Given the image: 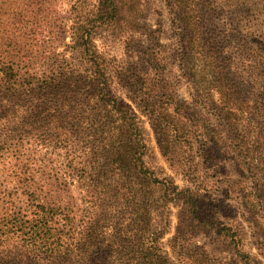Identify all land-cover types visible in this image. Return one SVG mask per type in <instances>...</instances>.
I'll return each mask as SVG.
<instances>
[{
	"label": "trees",
	"instance_id": "trees-1",
	"mask_svg": "<svg viewBox=\"0 0 264 264\" xmlns=\"http://www.w3.org/2000/svg\"><path fill=\"white\" fill-rule=\"evenodd\" d=\"M87 1L82 8L84 14L82 10L78 12L73 25L70 59H63L43 75L29 72L22 81L11 66L0 74V132L20 144L24 142L23 134L31 135L36 143L54 146L61 153L62 168L77 180L81 197L77 211L58 214L69 230L74 228L76 219L82 222V228L72 235H78L76 241H64L65 237L53 232L56 228L49 224L54 212L39 203L38 213L32 218L21 211L11 213L10 224L6 225L18 243L13 242L3 251L51 256L60 264L74 254L82 260L94 257L99 264H175L163 238L172 228L173 208L179 206L177 232L182 239L184 232L207 231L227 241L233 253H240L235 252L242 237L239 224H217L215 199L200 178L204 165L212 166L216 160L213 152L219 131L209 124V118L196 121L195 126L186 120L190 117V101L180 98L169 78L157 77L155 73L162 62L152 50H145L143 64H137V84L127 71H116L135 106L117 93L112 62L94 43L96 24L88 22L87 17H93L92 12L94 18L111 21L118 15L122 0H93L86 5ZM170 1L184 26L187 50L180 58L190 54L200 59L201 52L205 64L213 65L207 74L212 89L206 90L209 97L205 104L216 109L236 136H250L243 144V157L236 158V164L243 174L252 177L251 187L264 197V151H258L256 146V136H264V98L258 100L245 85L229 78L231 70L225 71L230 64L228 53L220 59L221 54L215 57L208 51L201 0ZM137 8L142 14L141 0H137ZM139 14L137 25L141 21ZM148 29L143 26L141 31L151 38L158 37L157 30ZM175 66L171 61L170 67ZM147 122L171 169L183 175V184L176 183L172 175L151 161L153 146ZM194 131L202 135L203 153L200 160L194 156L185 160V151L192 152L194 144L184 137L192 136ZM22 194L26 200L31 199L32 205L40 200L30 186ZM254 198L249 196L247 203L251 204ZM56 234L58 238L52 240ZM180 246L182 251L185 246ZM241 253L250 260L239 256V261L261 264L257 256ZM0 258H4L3 252ZM190 260L194 264H216L205 253Z\"/></svg>",
	"mask_w": 264,
	"mask_h": 264
},
{
	"label": "rangeland",
	"instance_id": "rangeland-1",
	"mask_svg": "<svg viewBox=\"0 0 264 264\" xmlns=\"http://www.w3.org/2000/svg\"><path fill=\"white\" fill-rule=\"evenodd\" d=\"M92 2L93 0H88L86 5ZM201 2L208 51L215 57L221 54L220 59L228 53L231 56L228 62L230 64L225 71L227 68L231 70L229 78L236 84L245 85L252 96L263 101L264 0ZM84 7V0H0V74L3 68L11 66L22 81L29 72L43 75L58 66L63 59H70L73 25L77 13L82 10L81 14H84ZM119 7L118 15L111 21H103L100 17L96 19L92 12L93 17H87L88 22L96 24L93 32L94 43L112 62L116 78L113 84L115 91L135 106L129 96L130 91L119 83L116 71H127L137 84V64H143V57L147 55L144 51L152 50L157 54L162 62L158 73H155L157 77L169 78L172 86L178 88L176 92L180 98L190 101L187 110L190 117L186 120H190L191 125L195 126L193 124L196 121L204 122L205 118H209V124L219 131L215 136L217 145L213 152L217 155L216 160L212 166L204 165L200 178L210 188L212 199H215L213 205L217 211V224L233 226L236 223L241 231L242 237L236 244L235 251L240 252L238 254L230 250L227 241L217 239L207 231L184 232L185 238L182 239L177 232L179 206H175L172 228L163 238L170 257L175 264H194L190 257L200 258L205 253L216 264H245L238 258L242 256L250 260L242 255L241 251H245L257 256L261 264H264V197L257 193L256 187L255 190L251 187L252 177L243 174L236 164V158L243 157V144L250 136H236L225 126L216 109L205 104L209 97V91L206 90L212 89L211 79L207 74L213 65L205 64L201 52L200 59L193 58L190 54L183 60L180 58L187 50L184 26L170 0H141L142 14L138 13L137 0H122ZM138 14L140 25H137ZM143 26L146 30H157L158 37L151 38L148 33L142 32ZM171 61L176 64L173 68L170 67ZM163 98H167V95ZM2 105L0 102V106ZM147 126L153 146L151 161L172 175L176 183L183 184V175H178L171 169L149 122ZM6 135L7 133L0 132V252L4 253L0 264H60L51 256H28L21 251H3L13 242L18 243V239L11 235L6 224H10L13 211L27 213L32 218L38 213L37 204L43 203L48 205L46 209L54 212L49 220V224L56 228L53 232L64 236V241H76L78 235L73 236L82 228V222L76 219L74 228L69 230L70 227L63 224L61 213H58H71L79 208L81 195L77 180L64 171L60 162L61 153L54 146L41 145V141L36 143L27 134L22 135L23 144ZM201 137L198 131H194L192 136L184 137L192 139L194 144L192 152L185 151V156H188L185 160L191 159L189 156H194L196 160L201 159L203 151L200 146L204 141ZM256 140L257 150L264 151V136H256ZM28 186L40 197V200H35V205L22 194ZM249 196L255 197L251 204L247 203ZM57 238L58 234L52 240ZM180 244L185 246L182 251ZM185 252H189L190 256H185ZM64 264L99 263L94 257L82 260L81 256L74 254Z\"/></svg>",
	"mask_w": 264,
	"mask_h": 264
}]
</instances>
